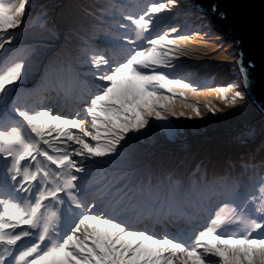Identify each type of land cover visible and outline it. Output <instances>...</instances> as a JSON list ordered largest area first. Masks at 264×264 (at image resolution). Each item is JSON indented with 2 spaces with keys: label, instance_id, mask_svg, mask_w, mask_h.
Masks as SVG:
<instances>
[{
  "label": "snow or ice",
  "instance_id": "obj_1",
  "mask_svg": "<svg viewBox=\"0 0 264 264\" xmlns=\"http://www.w3.org/2000/svg\"><path fill=\"white\" fill-rule=\"evenodd\" d=\"M35 7L0 0V264H264V160L245 150L264 137V51L245 60L218 27L243 11L67 0L37 30ZM181 10L192 27L168 22ZM228 48L232 82L182 74L181 56ZM226 109L260 127L224 145L177 123Z\"/></svg>",
  "mask_w": 264,
  "mask_h": 264
},
{
  "label": "rangeland",
  "instance_id": "obj_2",
  "mask_svg": "<svg viewBox=\"0 0 264 264\" xmlns=\"http://www.w3.org/2000/svg\"><path fill=\"white\" fill-rule=\"evenodd\" d=\"M184 1L187 2V0H184ZM64 2H67V0H36L37 7H35L33 11H36L38 8H40V9L37 11L39 16L33 18V24L37 26V30H38V23H39L38 18L40 17L41 11L42 10H48L49 16L53 17V16H55V6L59 5L60 3H64ZM40 6H44V7L41 8ZM49 6H51V7L49 8ZM175 14L180 15L181 13L176 12ZM189 16H190V14L184 13L182 18L184 19V17H186V19L183 20V26H187L190 28L193 26L194 19L187 22ZM231 51H232V49L228 48L226 51H223V56L221 53V55L219 57H216L217 59H220V60H218V62L227 63V64L220 65V64H216V61H215V64H211L212 62H210V63L204 64L202 66L199 65L201 68H197V69L201 70V71L197 70L195 72V75L199 77V81L197 83L199 85H201L202 88L206 89V88H210V87L223 86V85H226V84L232 82L233 80L237 79V74L235 73L234 69L230 70V67H229V66H232L233 61L230 58H228L227 53L231 52ZM232 54H233V56H235L238 53L233 52ZM221 56H222V58H221ZM190 58L193 59L194 61L201 59V58L195 59V57H190ZM190 63L191 62H189V63L187 62L188 67H190V65H191ZM219 69H220V72L226 71L227 73H229V71H230V77L227 79V81H222V82L216 83L215 77L212 76L211 73H206V72H213V71H216ZM184 73L186 75L188 74L187 75L188 79H191V80L194 79L195 75L192 74V71L190 69L185 70ZM199 74H204V75L199 76ZM215 97H216V93H214V92L208 93L205 91L199 97V100L204 101L207 98L208 100H211L214 104H219V101H217ZM229 112H232V114L229 115ZM253 113H255V112H253L251 110H247V111H243V112H236L235 110H232V109H226L223 114L217 113L216 118H213L212 120L195 121V122H197L195 126L192 125L193 123H190V125H189V123L184 124L182 121L190 122V120H184L183 118H181V121H179V123L181 126H182V124H184V127H185L184 130H187V132H188V130H191L192 128L195 127V130H194L196 133L195 138L199 137L202 139L216 141V142H220L224 145H227L231 141V139L238 133V130L242 124H243V126L241 128L244 127L245 121L249 122V125H254L257 129L260 127L262 118H260L259 114H256V113L254 115H252ZM249 114H251V115H249ZM245 117H248V118H245ZM252 118H257L258 121H255ZM248 126H246V127H248ZM231 129H235L236 133L235 134L228 133V131ZM187 132H186V134H187ZM211 135H214V136H211ZM209 136H211V137H209ZM260 138H262V136L257 134L255 136V138L248 140V142L245 144V150H246V146L250 149L255 150V148H257V144H259V141H256V140H258ZM165 146L167 147L168 144H166ZM180 148H181V146L175 147L174 151H177Z\"/></svg>",
  "mask_w": 264,
  "mask_h": 264
},
{
  "label": "water",
  "instance_id": "obj_3",
  "mask_svg": "<svg viewBox=\"0 0 264 264\" xmlns=\"http://www.w3.org/2000/svg\"><path fill=\"white\" fill-rule=\"evenodd\" d=\"M195 8L206 10L211 4L217 3L222 9L235 15L243 11L247 23L237 26L233 30L232 25L218 24V27L227 34L229 42L232 39L242 41L240 47L244 51L245 60L249 57L259 61L262 51H264V0H190ZM257 113L260 112L258 109Z\"/></svg>",
  "mask_w": 264,
  "mask_h": 264
},
{
  "label": "trees",
  "instance_id": "obj_4",
  "mask_svg": "<svg viewBox=\"0 0 264 264\" xmlns=\"http://www.w3.org/2000/svg\"><path fill=\"white\" fill-rule=\"evenodd\" d=\"M89 2H93V3H97V4H99V3H105V2H107V0H89ZM116 2H117V3H123V2H125V0H116ZM184 3H185L189 8H192V4H191L190 2H186V1H184ZM178 12L181 13V14H180V15L174 14V15L168 17V18L171 19L169 23L183 26V18H182V16L184 15L185 11L181 10V11H178ZM33 15H34V18L39 16V14H38L36 11H33ZM191 20H193V16H192V15H190V16L188 17V21H187V22H189V21H191ZM195 23H196V21L193 22V25H194ZM221 53H222V56H223V51H221ZM222 56H221V58H222ZM190 57H195V59L198 58V57L195 56V55H189L188 57L181 56V57H180V60L183 61V64H185V66H186L187 68H189L187 62H188V63L191 62L190 64H192V65L190 66L189 69L192 70V74H194V75H195V72L198 70L197 68H201L200 66H202V65H204V64H207V63H210V62H212L211 64H215V61H216V64H220V65H222V64H227V63H220V62H218V60H220V59H217L215 56H211V57H209V56L199 57V58H201V59H200V60H196V61H194V60L191 59ZM199 65H200V66H199ZM196 66H197V67H196ZM229 67H230V70L233 69L232 66H229ZM198 71H201V70H198ZM206 73H211V75L215 77V82H216V83H219V82H222V81H227V79L230 77V71H229V73H227L226 71L220 72V69H219V70H216V71H213V72H206ZM204 74H205V73H204ZM204 74H199V76H203ZM219 74H220L221 76H224L222 80L219 79ZM183 75H184V74H183ZM195 76H196V75H195ZM186 77H187V75H186ZM191 78H192V77H191ZM201 78H202V77H201ZM201 78H200V79H201ZM32 79H33V78H32ZM193 81H194V80H193ZM197 82H198V81H197ZM197 82H195V83H197ZM251 111H253V112L256 113L255 109H252ZM255 113H253L252 115H254ZM256 114H257V113H256ZM247 115H248V114H247ZM249 115H251V114H249ZM249 117H250V116H249ZM245 118H248V117H245ZM252 119L255 120V121H258L257 118H252ZM250 120H251V119H250ZM180 121H181V120H180ZM182 122H183L184 124H185V123H189V125H190V123H193L192 125H194V126H195L196 123H197V122L192 121V120H190V122H184V121H182ZM177 123L180 125L179 121H177ZM184 124H182L183 127L180 125V127H181L182 129L185 128V127H184ZM248 125H249V122H246V121H245V124H244V127H243V128H245V127L248 126ZM242 126H243V124L241 125V127H242ZM241 127L239 128V130L242 129ZM194 130H195V127L192 128L191 130H188V132H187V130H185V134H186V132H187V134H186V139H187L189 142H191V141L195 138V136H196V133H195ZM239 130H238V131H239ZM228 133H230V134H235V133H236V130H235V129H231V130L228 131ZM211 136H214V135H211ZM211 136H209V137H211ZM256 141H259V144H257V148H255V150H253V149H250V148H248V147L246 146V151L253 153V154H254V157H255L254 162H255L256 164H259L261 160H264V147H261L262 144H264V137H262V138H260V139H258V140H256ZM178 146H181L180 142H176V143H173V144H168L167 147H168L170 150H173V151H174V148H175V147H178ZM179 150H180V149H179ZM179 150H177V151H179Z\"/></svg>",
  "mask_w": 264,
  "mask_h": 264
},
{
  "label": "bare ground",
  "instance_id": "obj_5",
  "mask_svg": "<svg viewBox=\"0 0 264 264\" xmlns=\"http://www.w3.org/2000/svg\"><path fill=\"white\" fill-rule=\"evenodd\" d=\"M191 71H192V70H191ZM182 74H183V70H182ZM223 77H224V76H221V75L219 74V79H220V80H222Z\"/></svg>",
  "mask_w": 264,
  "mask_h": 264
}]
</instances>
